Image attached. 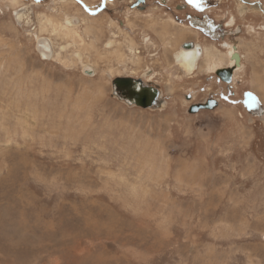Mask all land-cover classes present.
<instances>
[{
    "label": "rangeland",
    "instance_id": "rangeland-1",
    "mask_svg": "<svg viewBox=\"0 0 264 264\" xmlns=\"http://www.w3.org/2000/svg\"><path fill=\"white\" fill-rule=\"evenodd\" d=\"M100 2L0 0V264H264V13L206 0L191 12L224 33L213 40L177 12L184 0H148L144 16L118 0L95 18ZM190 39L207 51L188 72L174 54ZM232 46L241 85L189 113L226 94L210 68ZM137 74L162 86L164 108L109 96L111 78Z\"/></svg>",
    "mask_w": 264,
    "mask_h": 264
},
{
    "label": "flooded vegetation",
    "instance_id": "flooded-vegetation-1",
    "mask_svg": "<svg viewBox=\"0 0 264 264\" xmlns=\"http://www.w3.org/2000/svg\"><path fill=\"white\" fill-rule=\"evenodd\" d=\"M100 1L101 2L99 3L98 6H96V8L94 10H90V13L93 14L95 18L99 17L100 13H104L106 16H114L112 13L119 10V8L117 6H115L114 9L110 8V5L113 2H115V1L117 2L118 0H100ZM205 1L206 0H195V2H192V0H184V2H182L181 4H177L176 5V7L178 8L177 12H181L182 13V15L184 17V20H186L187 24L190 27L195 28L201 34H203V35H205V36H207V37H209V38H211L213 40H216L219 37H221V35H223L224 33H220L219 32V30L217 28V25L214 23V21L207 19V16L205 14L204 15L203 14L198 15V14H195V13L191 12V10H194L198 5H200L201 3L205 2ZM239 1L242 2V3L244 2L246 4L245 6H247V7H251V6L253 7L252 4H259L261 6L260 2H255L253 0H239ZM161 2L164 5H166V4L168 5V3H167L168 0H161ZM126 4L128 5V10L129 11H133L134 10V12H133L134 14L139 12V13L142 14L141 16H144V15L148 14V12H149L148 11V0H126ZM255 10H257V11H259L261 13H264V11H263L264 9L258 10V9L255 8ZM71 20L78 22L76 17H72ZM140 20L142 21V18H140ZM110 22H112V21H110ZM112 23L114 24V22H112ZM232 23L233 22H231L230 25H232ZM154 24H156V23H154ZM123 25H124V22L122 20L120 22L119 26H123ZM108 26H109V29L111 27L114 28V26H110L109 24H108ZM141 26H143V25L141 24ZM116 27H118V26H116ZM118 28L121 29L120 27H118ZM152 36H153V34H144V35H142L139 38L140 39V44H141V49L133 48L134 54H132V56L134 58V62H135L136 65H140L141 66L140 60L142 61V59H143V57H141V55L144 56V54L148 51L147 50L148 45H152L154 43V40H153ZM116 37H117V35H116ZM114 40H110L108 42V46L114 45V43L116 41V40L115 41ZM190 42H194L195 44L199 45L200 48H201L200 53H198L196 48L195 49L194 48H191V49L190 48H186L189 51L190 50L194 51V54H195V60H194L195 61L194 62L195 65H194V68H196L198 60L201 59L200 56L205 55L207 50H206L205 46L203 47L202 44L198 43L197 41L191 40V39L182 41L178 45V48H181L182 44L190 43ZM227 45L228 44L225 43V42L222 44V46H227ZM235 48L236 47L232 46L231 47L232 50H231V52H229V58L228 59H229V61H232L231 63H227V64L225 63V64H222V65H219L226 58V57L224 58V57L220 56V57H218L217 59H215L212 62L213 65L211 66L212 68H210V69L215 68V64L218 63L217 64L218 66L214 69L213 75H211V76L214 77V79H215V81H217V83L218 82L221 83L224 86L225 90H226V94H224V95L223 94H219V97L211 96V97L205 98V99H214L215 101H217V106L219 105L221 99L226 100V99H228L229 96L234 95V88L235 87L237 88L238 86L241 85V80H238L237 77H235L234 75H235V72L237 71L238 67L240 66V61L242 59H244V55L241 54L238 50L234 51ZM183 49L184 48H181L179 50H183ZM133 51H131V52L133 53ZM129 52H130V50H129ZM176 53L174 55H176ZM76 56H77L78 59H81V53L80 52H76ZM215 56H218V55H215ZM215 56L213 54L211 57H215ZM210 64H208V65H210ZM222 70H223L224 73H221ZM145 71L146 72H148V71L152 72V68H145ZM229 71H231L230 75H229L230 76V81L227 82L225 79L228 78L227 74H228ZM217 72H220V73L218 74ZM126 76H131V75H126ZM135 76H140V75L137 74ZM144 78L148 79V77H144ZM246 91H251V90H246ZM246 91H244L243 95H242V104H243V99H244V93ZM251 92L254 93L259 99V96L255 92H253V91H251ZM186 98L190 99L191 98V94L186 95ZM259 101H260V99H259ZM191 104H193V103H191ZM205 110H208V109H205Z\"/></svg>",
    "mask_w": 264,
    "mask_h": 264
},
{
    "label": "water",
    "instance_id": "water-1",
    "mask_svg": "<svg viewBox=\"0 0 264 264\" xmlns=\"http://www.w3.org/2000/svg\"><path fill=\"white\" fill-rule=\"evenodd\" d=\"M38 52H44L47 55L52 54V46L47 38H39L37 40ZM181 48H196L200 53L201 48L194 42L184 43ZM84 72L86 74H92L93 69L90 66H85ZM230 72H228L227 82L230 81ZM150 74V71L145 72ZM218 74L220 72H217ZM221 73H224L223 70ZM147 76V75H146ZM162 86L155 80L146 79L142 75L140 76H114L110 80V92L109 96L116 98L118 101L124 103L127 107H139L146 110L162 109L166 105V101L162 97ZM252 97H255L253 103ZM243 105L247 112L251 114H261L263 112L261 103L258 97L251 91L244 93ZM217 106V101L214 99H205L202 102H195L189 106V113H196L200 110H211Z\"/></svg>",
    "mask_w": 264,
    "mask_h": 264
},
{
    "label": "bare ground",
    "instance_id": "bare-ground-1",
    "mask_svg": "<svg viewBox=\"0 0 264 264\" xmlns=\"http://www.w3.org/2000/svg\"><path fill=\"white\" fill-rule=\"evenodd\" d=\"M259 9H263L260 7L259 4L256 5ZM264 11V10H263ZM51 43V41H50ZM52 45V44H51ZM195 49V48H194ZM179 50V49H178ZM132 51V50H130ZM132 53V52H131ZM199 53V52H198ZM46 54V53H45ZM175 58L178 59V61L180 62V67L186 71H190V70H193L194 68V60H195V54H194V51L193 50H188V49H183V50H179L177 51L176 55H175ZM188 71V72H189Z\"/></svg>",
    "mask_w": 264,
    "mask_h": 264
},
{
    "label": "snow or ice",
    "instance_id": "snow-or-ice-1",
    "mask_svg": "<svg viewBox=\"0 0 264 264\" xmlns=\"http://www.w3.org/2000/svg\"><path fill=\"white\" fill-rule=\"evenodd\" d=\"M192 2H195V0H192ZM252 101L255 102V97H252Z\"/></svg>",
    "mask_w": 264,
    "mask_h": 264
},
{
    "label": "crops",
    "instance_id": "crops-1",
    "mask_svg": "<svg viewBox=\"0 0 264 264\" xmlns=\"http://www.w3.org/2000/svg\"><path fill=\"white\" fill-rule=\"evenodd\" d=\"M126 106V105H125ZM127 107V106H126ZM129 108V107H128Z\"/></svg>",
    "mask_w": 264,
    "mask_h": 264
}]
</instances>
